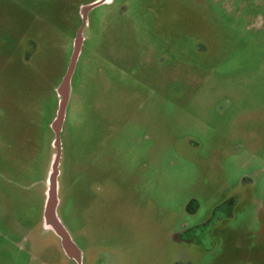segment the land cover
<instances>
[{"label":"rangeland","instance_id":"1","mask_svg":"<svg viewBox=\"0 0 264 264\" xmlns=\"http://www.w3.org/2000/svg\"><path fill=\"white\" fill-rule=\"evenodd\" d=\"M92 1L0 0V264H74L42 217ZM111 1L89 14L60 133L82 264H264V0Z\"/></svg>","mask_w":264,"mask_h":264},{"label":"water","instance_id":"2","mask_svg":"<svg viewBox=\"0 0 264 264\" xmlns=\"http://www.w3.org/2000/svg\"><path fill=\"white\" fill-rule=\"evenodd\" d=\"M108 0H99L91 5L82 9V16L86 18L88 12L105 3ZM82 29L77 33L74 40L73 53L70 59V64L66 74L62 80L60 87L57 89V94L61 98L56 118L52 124V130L55 134L53 145L57 149V153L53 158L50 172L47 179V191L45 193V201L43 206L42 224L45 231L52 232L60 242V246L65 255L75 262V264H82V253L76 244L73 242L70 234L64 227L62 221L58 216L59 200V162L61 157V141L60 133L66 118V112L71 97L72 79L76 70V66L81 54L83 45Z\"/></svg>","mask_w":264,"mask_h":264},{"label":"flooded vegetation","instance_id":"3","mask_svg":"<svg viewBox=\"0 0 264 264\" xmlns=\"http://www.w3.org/2000/svg\"><path fill=\"white\" fill-rule=\"evenodd\" d=\"M97 1H99V0H94V1H92V2H90V3H87V4H82L81 6H80V9H79V17H80V19H81V24H80V27H79V29H78V31H77V33L80 31V29H82L83 28V30H82V34H83V45H84V43H85V34H84V30H85V28L87 27V25H88V19H89V14L91 13V11H93V10H90L89 12H88V14H87V16H86V18L84 19V17L82 16V9L84 8V7H86V6H88V5H91V4H93V3H95V2H97ZM112 1L111 0H108V2L107 3H105V4H109V3H111ZM105 4H103V5H105ZM102 6V5H101ZM100 7V6H99ZM77 33H76V35H77ZM75 38H76V36H75ZM75 40V39H74ZM83 45H82V48H83ZM73 46H74V42H73ZM73 52V51H72ZM81 53H82V50H81ZM80 57H81V54H80ZM79 57V58H80ZM79 61V60H78ZM78 64V63H77ZM227 202L229 203V202H233V199L231 198L229 201H226V200H224L223 202H222V204L221 205H219V206H217L216 208H215V210H218V209H221V208H223L226 204H227ZM74 264H75V262H74Z\"/></svg>","mask_w":264,"mask_h":264}]
</instances>
